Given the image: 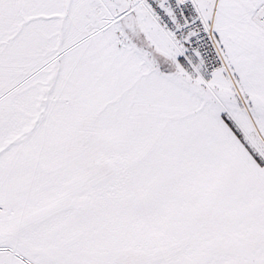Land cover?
<instances>
[{"label":"snow or ice","instance_id":"obj_1","mask_svg":"<svg viewBox=\"0 0 264 264\" xmlns=\"http://www.w3.org/2000/svg\"><path fill=\"white\" fill-rule=\"evenodd\" d=\"M0 264H264V0H0Z\"/></svg>","mask_w":264,"mask_h":264}]
</instances>
